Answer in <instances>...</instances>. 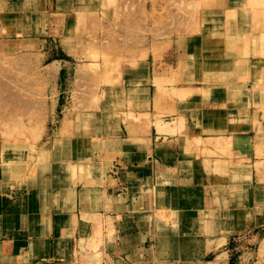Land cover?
Instances as JSON below:
<instances>
[{
    "label": "crops",
    "instance_id": "0c3cea01",
    "mask_svg": "<svg viewBox=\"0 0 264 264\" xmlns=\"http://www.w3.org/2000/svg\"><path fill=\"white\" fill-rule=\"evenodd\" d=\"M105 1L0 0V49L57 69L45 147H0V264H231L264 228V10L218 0L168 34L169 0L118 28ZM111 32L120 53L85 59Z\"/></svg>",
    "mask_w": 264,
    "mask_h": 264
},
{
    "label": "rangeland",
    "instance_id": "374dc122",
    "mask_svg": "<svg viewBox=\"0 0 264 264\" xmlns=\"http://www.w3.org/2000/svg\"><path fill=\"white\" fill-rule=\"evenodd\" d=\"M216 1L218 0H169L163 3L162 11L165 17L161 20V24L164 33L169 34L175 30L182 33L198 27L199 14L218 8L219 2ZM227 2L229 8H243L245 6L252 11L264 10V0H249L246 4L235 3L233 0ZM140 4L133 2V0H107L101 10L106 16L105 21L109 22L111 26L116 25L118 28L123 26V19L109 18V16L113 14L122 15L125 10H144ZM148 9L151 11V5ZM152 21L153 23L156 22L155 20ZM135 25L141 26L139 20ZM145 35L146 33L133 35V41L139 40L141 37L145 38ZM87 37L90 38L88 35ZM123 39V35L112 32L99 38L94 37V47H96L95 49L99 48V50L97 49L93 53L88 51L85 59L94 61L100 59L105 65H108L114 59L113 57L120 53L115 49L122 50ZM7 44L11 45V43ZM98 44L101 46L99 47ZM41 54L42 52L38 50L3 51L0 49V147L3 144H8L10 147L16 144H26L28 140L37 144V152L45 147L46 134L49 133L45 130L46 113L51 107V103L54 102L49 97L55 93L56 82L54 80L57 69L45 67L47 59L43 58ZM107 67L105 66L104 69ZM85 68L90 72L95 71L97 73L99 66L91 65L85 66ZM45 79L53 80V82L45 81ZM83 85H85L84 89L87 90L88 86L92 84L84 83ZM95 85L98 87L97 82ZM78 101L82 106L81 103L84 102V99L72 100L71 106ZM28 102L32 103L30 107ZM24 154H26V150ZM230 249L231 264H264V228L261 230L258 244L238 241L231 245ZM215 253L216 251L208 255L207 259H211Z\"/></svg>",
    "mask_w": 264,
    "mask_h": 264
}]
</instances>
